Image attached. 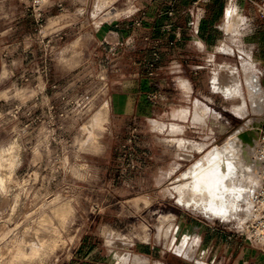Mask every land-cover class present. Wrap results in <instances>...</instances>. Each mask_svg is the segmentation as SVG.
Wrapping results in <instances>:
<instances>
[{"label": "rangeland", "instance_id": "rangeland-1", "mask_svg": "<svg viewBox=\"0 0 264 264\" xmlns=\"http://www.w3.org/2000/svg\"><path fill=\"white\" fill-rule=\"evenodd\" d=\"M136 3L11 0L2 7L16 14L0 36V264H88L94 257L138 264L120 257L137 258L143 241L174 251L176 214L227 226L244 217L248 194L227 217L213 216L192 201L187 183L197 160L252 119L263 123L246 79L254 75L264 92V24L256 15L248 23L244 5L227 3L235 29L226 30L224 17L220 26L232 51L218 49L193 74L207 110L192 115L199 129L184 128L167 114L112 113L109 96L127 56L95 41L92 29ZM154 52L146 74L156 68ZM166 82L154 100H165Z\"/></svg>", "mask_w": 264, "mask_h": 264}, {"label": "crops", "instance_id": "crops-1", "mask_svg": "<svg viewBox=\"0 0 264 264\" xmlns=\"http://www.w3.org/2000/svg\"><path fill=\"white\" fill-rule=\"evenodd\" d=\"M10 1L0 0V21L4 23L0 27V36L13 28L10 19L15 17L16 11L2 8ZM260 1L263 0H137L131 13L94 27L95 41L111 52H122L127 56L124 60L128 69L120 70L119 89L109 96L112 113L131 118L167 114L174 124L199 129L191 121L192 115L206 112L207 106L202 102L204 96L200 88H196L193 74L203 64L214 60L219 50L232 51L223 43L225 33L220 26L224 17L226 30L235 29L229 24L234 18V9L229 8L225 14L227 3L241 8L244 5L246 10L243 8L241 12L248 23L256 15L259 23L264 24L255 6ZM224 48L230 51H224ZM153 51L158 52L157 65L148 75L143 67L152 60ZM118 57L123 59L121 55ZM243 61L245 65L251 63L248 59ZM165 80V100H154L152 96L161 91L160 84ZM183 142L188 141L183 139ZM171 220L173 236L169 237V243L173 241L174 251L164 246L156 247L159 243L143 241L137 258L122 255V261L136 262L138 259V264H264V252L233 233L227 225L200 224L197 219L184 217L183 213L176 214ZM88 264L114 263H102L94 257Z\"/></svg>", "mask_w": 264, "mask_h": 264}, {"label": "bare ground", "instance_id": "bare-ground-1", "mask_svg": "<svg viewBox=\"0 0 264 264\" xmlns=\"http://www.w3.org/2000/svg\"><path fill=\"white\" fill-rule=\"evenodd\" d=\"M246 84L250 90L252 111L262 113L264 92L258 80L251 75L246 79ZM263 123L259 118L252 119L249 128L229 136L225 144L214 147L191 167L187 186L192 191V201H199L198 205L204 212L227 217L237 210V202L248 194L244 217L247 216L250 192L257 184L260 169L257 159L260 157L258 133L261 132ZM253 184L255 185L251 187ZM184 185L185 183L179 184L178 188ZM178 200L183 201L181 197Z\"/></svg>", "mask_w": 264, "mask_h": 264}, {"label": "built area", "instance_id": "built-area-1", "mask_svg": "<svg viewBox=\"0 0 264 264\" xmlns=\"http://www.w3.org/2000/svg\"><path fill=\"white\" fill-rule=\"evenodd\" d=\"M256 10L264 19V0L255 3ZM154 59H158L157 53H153ZM147 65H153V61ZM148 75L152 71L147 72ZM154 96V95H153ZM258 161V182L250 192L249 209L247 216L235 224L229 226V230L246 239L250 245L264 252V128L259 134Z\"/></svg>", "mask_w": 264, "mask_h": 264}, {"label": "water", "instance_id": "water-1", "mask_svg": "<svg viewBox=\"0 0 264 264\" xmlns=\"http://www.w3.org/2000/svg\"><path fill=\"white\" fill-rule=\"evenodd\" d=\"M262 128H264V123H263V127Z\"/></svg>", "mask_w": 264, "mask_h": 264}, {"label": "flooded vegetation", "instance_id": "flooded-vegetation-1", "mask_svg": "<svg viewBox=\"0 0 264 264\" xmlns=\"http://www.w3.org/2000/svg\"><path fill=\"white\" fill-rule=\"evenodd\" d=\"M262 127V126H261Z\"/></svg>", "mask_w": 264, "mask_h": 264}]
</instances>
